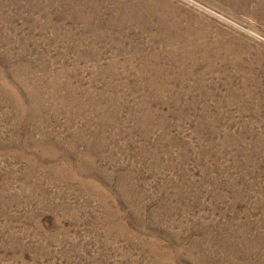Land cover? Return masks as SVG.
<instances>
[{
    "label": "rangeland",
    "instance_id": "obj_1",
    "mask_svg": "<svg viewBox=\"0 0 264 264\" xmlns=\"http://www.w3.org/2000/svg\"><path fill=\"white\" fill-rule=\"evenodd\" d=\"M0 264H264V0H0Z\"/></svg>",
    "mask_w": 264,
    "mask_h": 264
},
{
    "label": "bare ground",
    "instance_id": "obj_2",
    "mask_svg": "<svg viewBox=\"0 0 264 264\" xmlns=\"http://www.w3.org/2000/svg\"><path fill=\"white\" fill-rule=\"evenodd\" d=\"M2 71V70H1Z\"/></svg>",
    "mask_w": 264,
    "mask_h": 264
}]
</instances>
